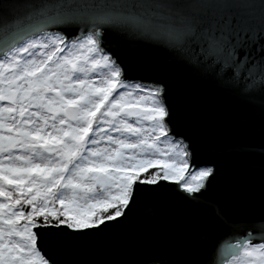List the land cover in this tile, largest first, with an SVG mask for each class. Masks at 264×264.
I'll return each instance as SVG.
<instances>
[{"label": "snow or ice", "instance_id": "1", "mask_svg": "<svg viewBox=\"0 0 264 264\" xmlns=\"http://www.w3.org/2000/svg\"><path fill=\"white\" fill-rule=\"evenodd\" d=\"M135 50L264 123V0H0V264H82L113 224L133 243L105 264H264V179L238 214L208 196L193 118ZM165 212L224 231L176 243Z\"/></svg>", "mask_w": 264, "mask_h": 264}, {"label": "water", "instance_id": "2", "mask_svg": "<svg viewBox=\"0 0 264 264\" xmlns=\"http://www.w3.org/2000/svg\"><path fill=\"white\" fill-rule=\"evenodd\" d=\"M122 54L134 61L153 64L170 78L173 103L193 118L200 159L214 162L217 168L207 195L220 200L230 213H240L242 210L236 206L231 194L258 191L264 179V123L259 112L159 64L142 50ZM150 196L151 193L144 192L136 205V214ZM164 226L173 233L176 243L182 242L181 234H188L193 228L210 233L224 231L223 226L214 222L206 212H192L186 217L165 212ZM132 243L127 225L113 224L66 258L82 264H105L128 251Z\"/></svg>", "mask_w": 264, "mask_h": 264}]
</instances>
